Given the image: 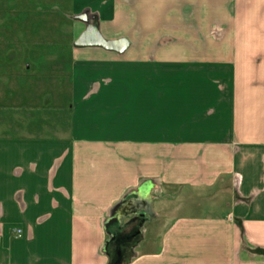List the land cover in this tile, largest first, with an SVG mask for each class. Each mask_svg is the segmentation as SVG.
<instances>
[{
    "label": "crops",
    "instance_id": "0c3cea01",
    "mask_svg": "<svg viewBox=\"0 0 264 264\" xmlns=\"http://www.w3.org/2000/svg\"><path fill=\"white\" fill-rule=\"evenodd\" d=\"M122 251L264 264V0H0V264Z\"/></svg>",
    "mask_w": 264,
    "mask_h": 264
},
{
    "label": "rangeland",
    "instance_id": "374dc122",
    "mask_svg": "<svg viewBox=\"0 0 264 264\" xmlns=\"http://www.w3.org/2000/svg\"><path fill=\"white\" fill-rule=\"evenodd\" d=\"M144 226H145L144 229L146 232H148L149 234H153L154 232H157L158 230H160L161 225L159 226L158 223H146ZM116 254L117 252H115L114 258L117 257ZM134 254H136V252L122 251L120 255V259L121 261H124V259H131L132 257H134L133 256Z\"/></svg>",
    "mask_w": 264,
    "mask_h": 264
},
{
    "label": "trees",
    "instance_id": "16d2710c",
    "mask_svg": "<svg viewBox=\"0 0 264 264\" xmlns=\"http://www.w3.org/2000/svg\"><path fill=\"white\" fill-rule=\"evenodd\" d=\"M128 239L130 240V242H132V240H133L132 237H129ZM120 240H122V239L119 238V241H118V242H120ZM135 243H136V242H134V243H132V244L134 245ZM119 260H120V257L118 256L117 259H115V260H113V261H110L109 264H118Z\"/></svg>",
    "mask_w": 264,
    "mask_h": 264
},
{
    "label": "built area",
    "instance_id": "2783aa9c",
    "mask_svg": "<svg viewBox=\"0 0 264 264\" xmlns=\"http://www.w3.org/2000/svg\"><path fill=\"white\" fill-rule=\"evenodd\" d=\"M19 232H20V230H19Z\"/></svg>",
    "mask_w": 264,
    "mask_h": 264
}]
</instances>
